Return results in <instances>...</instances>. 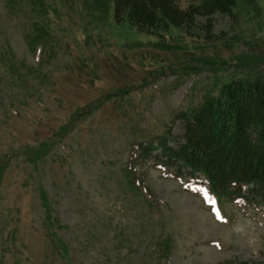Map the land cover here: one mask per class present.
I'll use <instances>...</instances> for the list:
<instances>
[{"label":"rangeland","instance_id":"374dc122","mask_svg":"<svg viewBox=\"0 0 264 264\" xmlns=\"http://www.w3.org/2000/svg\"><path fill=\"white\" fill-rule=\"evenodd\" d=\"M234 1L206 41L202 17L160 37L113 0H0V264L264 263L260 208L220 198L224 225L200 184L145 163V191L128 170L134 143L264 77V0Z\"/></svg>","mask_w":264,"mask_h":264},{"label":"trees","instance_id":"16d2710c","mask_svg":"<svg viewBox=\"0 0 264 264\" xmlns=\"http://www.w3.org/2000/svg\"><path fill=\"white\" fill-rule=\"evenodd\" d=\"M234 6V0H113L117 23L127 22L160 37L170 36L171 28L189 32L202 17L206 41L213 39L214 15H230ZM176 119L182 123L179 134L167 127L162 134L133 145L128 170L137 185L147 189L142 167L158 162L177 176L204 175L221 200L264 203V77L233 78L216 95ZM236 264L264 263L241 260Z\"/></svg>","mask_w":264,"mask_h":264}]
</instances>
